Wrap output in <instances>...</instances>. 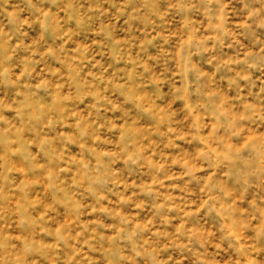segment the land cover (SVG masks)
I'll list each match as a JSON object with an SVG mask.
<instances>
[{"label":"rangeland","instance_id":"rangeland-1","mask_svg":"<svg viewBox=\"0 0 264 264\" xmlns=\"http://www.w3.org/2000/svg\"><path fill=\"white\" fill-rule=\"evenodd\" d=\"M0 264H264V0H0Z\"/></svg>","mask_w":264,"mask_h":264}]
</instances>
